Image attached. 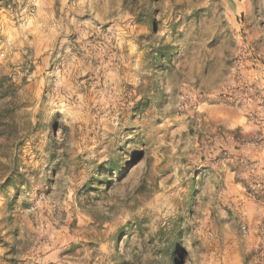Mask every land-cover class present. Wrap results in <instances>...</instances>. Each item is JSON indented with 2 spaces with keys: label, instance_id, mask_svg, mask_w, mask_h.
<instances>
[{
  "label": "rangeland",
  "instance_id": "obj_1",
  "mask_svg": "<svg viewBox=\"0 0 264 264\" xmlns=\"http://www.w3.org/2000/svg\"><path fill=\"white\" fill-rule=\"evenodd\" d=\"M116 3L33 0L29 5L28 0L23 4L6 0L0 7V113L4 117L0 124L9 119L27 122L34 111L38 116V102L47 98L50 87L60 93L61 111L57 115L70 122L80 119L85 105L91 107L89 115L101 109L97 119H102L103 111L132 89L161 92V107H169L170 115L157 121L161 125L156 132L158 145L150 141L139 149L144 155L152 153L146 168L154 171L138 169L130 173L129 187L137 198L136 219H147V214L175 191L173 184L181 183L180 172L161 170L163 162H157V157H181V163H185L184 155L190 156L195 145V150L202 153L200 160L208 167L210 186L221 190L236 184L239 189L237 208L229 209L224 204L223 217L197 205L198 230H222L225 264H249L253 258L258 264L264 251V219L259 222L253 218L261 207L257 189L264 190V182L256 186L253 182L260 181L264 174V22L258 29L245 23L243 11L234 8V0H192L195 6L190 14H205L211 38L172 64L175 52L169 33L163 28V20L157 27L154 15L164 9L150 13L144 5L130 7V0H122L118 7ZM183 7L186 10L188 6ZM180 8L176 5L173 14ZM21 12L27 19L18 21ZM153 52L170 66L165 68L161 63L159 68L164 71L157 70L145 78L143 67ZM58 56L63 59L57 67L53 61ZM208 92L227 102L200 104L193 110L181 101L182 97L197 101ZM140 100L142 97L138 103ZM173 102L183 106L171 108ZM238 114L242 118L231 125L226 122ZM54 127L57 138L61 129L71 132L74 142L88 144L93 152L103 151L113 135L111 131L105 134V128L111 125L97 130L92 122L81 124L75 131L59 122ZM29 134L25 129V140ZM25 140H19L18 146L23 145L26 155L29 145ZM64 147L57 139L55 155L60 156ZM110 147L116 148V142ZM77 151L78 161L85 150L78 147ZM63 155L67 158L68 153ZM54 168L46 190H37L24 202L18 196L6 201L0 213V260L11 253L22 256V250L15 248L25 244L22 235L30 237L22 248L30 250L28 264H108L104 258L109 242L115 249L132 248L134 240L152 243L148 229L139 236H126L123 227L107 232L108 220L85 210L86 185L75 181L65 185L59 181L62 162L54 161ZM121 196L123 202H131L127 190ZM93 198L99 203L97 193L87 192V199ZM108 211H116V206L110 205ZM234 225L238 232L233 231ZM74 233L79 239L68 241ZM241 240L246 256L239 252ZM135 259L122 264H133Z\"/></svg>",
  "mask_w": 264,
  "mask_h": 264
},
{
  "label": "clouds",
  "instance_id": "obj_2",
  "mask_svg": "<svg viewBox=\"0 0 264 264\" xmlns=\"http://www.w3.org/2000/svg\"><path fill=\"white\" fill-rule=\"evenodd\" d=\"M16 2L23 4L25 0ZM32 2L33 0H28L29 5ZM121 2L122 0H117L116 6L118 7ZM5 3L6 0H0V7ZM140 5H144L145 10L150 13L157 8L164 9L154 15L157 27H161L159 21L163 20V28L169 33L170 43L175 52L172 64L192 52L195 46L206 43L211 38L208 35L205 14L199 16L190 14L192 7L195 6L192 0H138V3L130 0V7L138 9ZM176 5H181V8L173 14ZM184 5L188 6L186 10ZM234 8L243 11L245 23L252 25L254 29H258L261 22H264V0H234ZM22 19H27L23 12L17 17L18 21ZM261 34L264 35V31H261ZM156 46L154 44V47ZM62 59L59 56L55 57L54 65L58 67ZM161 63L165 61L160 60L159 53L153 52L143 67L145 78L151 77L157 70L164 71L165 69L159 68ZM168 66L170 65L165 63V68ZM140 97L142 100L138 103ZM181 101L193 110L200 104L227 102L226 99L214 96L210 92L202 94L197 101L190 99L185 101L183 97ZM163 104L164 96L161 92L137 88L126 92L111 108L104 110L102 119H97L101 116V109H97L94 115H89L91 107L85 105L80 119L70 122L57 115L61 111L60 93L55 87H50L47 98L38 102V116L34 111L27 118V122H13L9 119L0 124V213L6 201H11L14 197L18 196L20 201L24 202L32 198L37 190H46L53 179L51 173L55 171L54 161L62 162L63 171L60 173L59 181H63L67 186L73 181L86 185L85 210L89 215L106 218L107 232H115L123 227L126 236H139L148 229V238L152 240L150 245L134 240L132 248L115 249L109 242V253L104 258L108 264H122L124 260H132L134 256L136 259L133 264H225L222 257L226 242L222 230L209 228L200 231L196 223L197 205L201 209L214 210L221 217L226 215V210L220 191L208 183V167H205V161L200 160L202 153L195 150V145L190 156L184 155L185 163H181V157L171 155L157 157V162H163L161 170L172 169L180 172L181 183L173 184L175 191L169 192L166 198L147 214V219L143 217L139 221L136 219L138 212L134 206L137 198L129 187L132 179L130 173L138 169L154 171L146 168L152 153L144 155L139 149L142 144L150 141L158 145L159 138L156 132L161 125L157 121L170 115V108L161 107ZM181 106L183 105L173 102L171 108ZM3 119V114L0 113V120ZM58 122L68 124L73 131L85 122H92L97 130L102 125H111L110 129L105 128V134L111 131L113 135L103 151L93 152L88 144L82 141L74 142L71 132L66 133L61 129V134L57 138L54 125ZM9 124H12V127H8ZM25 129L30 133L26 140ZM57 139L60 144L65 145L60 149V156L55 155ZM19 140H25L29 145L26 155L23 145L18 146ZM113 142H116V148L110 147ZM78 147L84 148L85 155L80 156L77 161L75 157L79 155ZM63 153H68L67 158ZM262 182L264 174L260 181L253 183L256 186ZM126 190L130 203L123 202L124 198L121 196ZM89 191L98 194L99 203L95 198L91 201L87 199ZM257 191L260 193V210L264 211V190L258 188ZM110 205H115L116 211H108ZM129 220L131 223H127ZM233 231H239L237 225L233 226ZM20 239L25 241V244L21 245L23 248L27 246L30 237L22 235ZM67 239L72 241L78 240L79 237L74 233ZM239 252L241 256L247 255L243 240ZM249 264H257V258L250 260ZM258 264H264V251L258 258Z\"/></svg>",
  "mask_w": 264,
  "mask_h": 264
},
{
  "label": "crops",
  "instance_id": "obj_3",
  "mask_svg": "<svg viewBox=\"0 0 264 264\" xmlns=\"http://www.w3.org/2000/svg\"><path fill=\"white\" fill-rule=\"evenodd\" d=\"M219 191L221 193V199H223L224 204H226L229 209L237 208L236 205H237V200H238L239 189L237 188L236 184H230V186H226L225 188H222ZM260 209L261 207H258L256 209L257 213H256V216H254L253 220H257L260 222L262 221V219H264L262 218V215H264L263 211H261ZM258 236L260 238V235ZM260 246H261V243H260ZM15 248L22 250V256H19V255L16 256L13 253L7 254L5 258H1L0 264H28L29 261L27 258H28V255L30 254V250H27L25 248L24 249L18 248L17 245L15 246ZM6 252H8V250ZM2 254H0V256H2Z\"/></svg>",
  "mask_w": 264,
  "mask_h": 264
},
{
  "label": "water",
  "instance_id": "obj_4",
  "mask_svg": "<svg viewBox=\"0 0 264 264\" xmlns=\"http://www.w3.org/2000/svg\"><path fill=\"white\" fill-rule=\"evenodd\" d=\"M240 118H242V116L238 114L237 116L233 117L231 120H227L226 122L230 123V125H231L234 121H237Z\"/></svg>",
  "mask_w": 264,
  "mask_h": 264
},
{
  "label": "built area",
  "instance_id": "obj_5",
  "mask_svg": "<svg viewBox=\"0 0 264 264\" xmlns=\"http://www.w3.org/2000/svg\"><path fill=\"white\" fill-rule=\"evenodd\" d=\"M243 230H244V232H246V228L245 227L243 228Z\"/></svg>",
  "mask_w": 264,
  "mask_h": 264
}]
</instances>
